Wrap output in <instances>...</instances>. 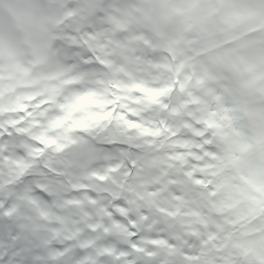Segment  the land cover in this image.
Masks as SVG:
<instances>
[{"label":"clouds","instance_id":"9594fccd","mask_svg":"<svg viewBox=\"0 0 264 264\" xmlns=\"http://www.w3.org/2000/svg\"><path fill=\"white\" fill-rule=\"evenodd\" d=\"M0 264H264V0H0Z\"/></svg>","mask_w":264,"mask_h":264}]
</instances>
